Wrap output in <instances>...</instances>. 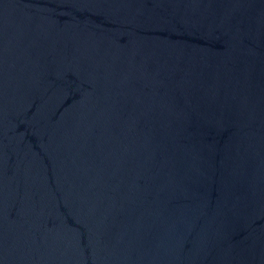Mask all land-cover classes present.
<instances>
[{
    "label": "water",
    "instance_id": "95a60500",
    "mask_svg": "<svg viewBox=\"0 0 264 264\" xmlns=\"http://www.w3.org/2000/svg\"><path fill=\"white\" fill-rule=\"evenodd\" d=\"M0 264H264V0H0Z\"/></svg>",
    "mask_w": 264,
    "mask_h": 264
}]
</instances>
